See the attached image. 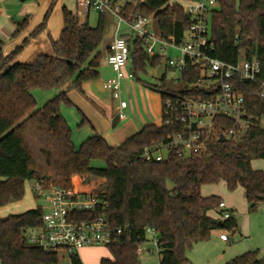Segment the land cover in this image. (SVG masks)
<instances>
[{
  "label": "trees",
  "instance_id": "obj_1",
  "mask_svg": "<svg viewBox=\"0 0 264 264\" xmlns=\"http://www.w3.org/2000/svg\"><path fill=\"white\" fill-rule=\"evenodd\" d=\"M57 2L52 1L41 23L12 52L5 55L4 43L0 42V208L21 201L30 180L45 187L69 188L74 176L86 183L101 178L106 188L95 191L107 205L78 215L80 219L104 215L110 224L124 229L119 242L107 246L111 258H103L101 264H141L138 248L146 239L147 228L157 232L162 264H188L187 251L209 240L214 230L238 228L234 215L221 220L212 214L222 212L219 204L223 199L203 196V185L224 181L231 191L241 186L251 209L264 202V170L252 165L254 159L264 158V125L256 119L264 116L260 87L248 81L237 83L249 114L255 116V124L224 141L212 139L202 153L180 156L170 152L163 161L142 157L146 147L157 151L173 139L181 130L175 121L147 124L119 145L94 134L77 148L61 106L74 105L68 97L71 89L84 94L83 84L100 77L105 13H100L98 24L92 27L64 5L63 30L55 39L48 32V23ZM218 2L211 13V55L228 62L257 58L264 77V0ZM121 15L128 21L138 16L153 20L163 38L174 37L177 43L183 40L191 23L184 6L176 0H127ZM32 19L28 15L23 21H15L17 29L12 40L30 27ZM44 32L48 34L50 50L36 54L30 61H19L30 42ZM121 36L131 49L134 78L163 63V56L147 52L141 38ZM165 69L172 70L166 62ZM198 76L199 70L185 71L179 89L173 90L164 73L160 84L152 88L160 93L162 105L170 98L202 96L204 90L192 87ZM55 88L61 91L38 108L32 90ZM85 122L90 124L84 117ZM219 123L221 134L228 128H237L228 117L220 116ZM95 160L104 161L105 166H95ZM169 182L173 187L168 186ZM42 211L41 206H36L0 216L2 264H59V251L46 250L29 240L28 231L43 225ZM70 260L71 264H84L78 253ZM226 264H264V256L259 250L248 251Z\"/></svg>",
  "mask_w": 264,
  "mask_h": 264
},
{
  "label": "built area",
  "instance_id": "obj_2",
  "mask_svg": "<svg viewBox=\"0 0 264 264\" xmlns=\"http://www.w3.org/2000/svg\"><path fill=\"white\" fill-rule=\"evenodd\" d=\"M185 3L184 9L191 23L183 40L177 43L174 37L165 39L157 30L150 28L149 19L145 17L138 16L133 21L123 18V5H117L115 0H77L80 18L86 17L91 10L99 13L114 11L119 23L126 22L132 32L143 40L150 55L165 57L166 65L177 73L173 80L178 83L185 71L199 70V76L192 87L198 86L204 90V95L170 98L164 102L162 118L163 115L165 118L162 123L170 124L175 121L181 125V130L157 151L146 147L142 157L147 161H163L170 152H177L180 156L204 152L212 139H220L224 134L217 129L220 116L231 118L237 127L226 129V138L255 124V116L249 114L246 98L237 87L239 81L258 84V95L264 101L263 70L257 58H239L236 62H228L211 55L214 49L210 35L211 13L219 6L218 0H189ZM169 49L179 51L180 55H168ZM110 50L107 61L114 74L105 81L104 88L119 101L118 116L125 119L123 109L128 106V102L121 96L122 81L134 78V73L127 70L131 49L126 39L118 35L111 43ZM256 119L264 125V116ZM33 189L39 198L45 199L46 204L41 206L42 227L29 234L31 243L70 257L83 247L109 246L119 242L124 229L110 224L104 215L93 219L78 218L82 212L95 211L98 207L107 205V201L95 190H81L74 185L69 188L45 187L41 182H35ZM226 207V202L221 201L219 210L224 211L225 218H231L234 212ZM149 234L153 236L152 241L159 255L157 232L153 228H147L144 242L148 241ZM220 238L230 240L226 231L220 234ZM140 246L138 253L141 252ZM150 253L154 251L151 250Z\"/></svg>",
  "mask_w": 264,
  "mask_h": 264
},
{
  "label": "rangeland",
  "instance_id": "obj_3",
  "mask_svg": "<svg viewBox=\"0 0 264 264\" xmlns=\"http://www.w3.org/2000/svg\"><path fill=\"white\" fill-rule=\"evenodd\" d=\"M13 2L22 6V8L32 13L33 19L36 20L38 13L41 10V5H46L48 0H12ZM127 0H115L117 5H123ZM130 1V0H128ZM185 7V1L176 0ZM60 5L54 7L51 19L53 21L58 20V12H61V7L66 5L70 10L76 12L77 0H59ZM60 8V9H59ZM12 15L14 12H11ZM37 14V15H36ZM16 17V16H15ZM18 18V16H17ZM100 13L91 10L88 23L90 26L95 27L98 24ZM119 24L118 17L115 15L107 14L105 18V26L115 27ZM153 29H156V22L153 20L150 22ZM122 32L129 34L131 39L136 35L132 32L131 28L126 22L121 24ZM105 44L103 41L102 46ZM101 46V47H102ZM167 54L176 57L179 56V51L169 49ZM131 63L129 69H131ZM167 73L168 87L173 90L179 89V83L174 79L177 73L174 71H166L165 69V57L163 63L158 67H149L146 73H139L138 78H134L135 87L134 90L131 88V92L128 94V90L124 92L125 98L131 100L134 104L137 102L138 107L135 108L133 113L127 112L128 119L136 120L140 115L149 112L151 108V102L155 91L152 86L160 84L161 76ZM126 90V88H124ZM61 91L60 88L52 90H32L33 95L37 100L38 108L42 107L47 101L55 97ZM152 100V101H151ZM113 102V101H112ZM114 105V102L113 104ZM100 108L101 114L104 120L108 123L109 134L112 137L117 119L115 120V112L113 107L109 110L106 108ZM61 114L65 117L70 125L73 132V142L77 148H80L82 143L90 136L99 133L97 125L95 123L90 124L88 122L83 123L84 113L79 109L77 105H63L61 106ZM100 134V133H99ZM102 135V134H101ZM117 143V142H116ZM165 154H167L165 152ZM94 165L97 167L105 166V162L102 160H95ZM252 165L255 169L264 170V158L254 159ZM78 178V184L82 186H89L92 190L104 191L106 183L104 179L93 178L89 183H86L80 176H74L72 181L76 182ZM34 181H27L25 184V195L21 201L13 202L9 205L0 208V216L6 217L10 214L21 213L30 208L36 206H44L46 204L45 199L37 198L33 186ZM74 185V184H73ZM75 186V185H74ZM171 188L173 184L168 183ZM76 187V186H75ZM203 196L217 195L220 196L227 204V209L233 210L234 217L238 222V228L235 230H214L211 237L207 241L199 242L194 245L193 248L187 251V258L189 259L188 264H226L229 260L240 256L248 251L259 250L260 255L264 256V202H261L256 209H251L247 201L245 191L243 187L231 191L227 188L224 181L213 184H205L201 188ZM218 219L225 220L224 211H218L212 213ZM226 231L229 235L230 240L223 242L220 239V233ZM31 233V231H28ZM153 236L148 235V241L143 242L140 246L141 252L139 257L141 264H160V258L158 250L154 242L152 241ZM153 250L154 253H150ZM79 257L84 264H101L103 258H111V252L109 247L94 245L83 247L78 251ZM59 264H71L70 257L60 252Z\"/></svg>",
  "mask_w": 264,
  "mask_h": 264
},
{
  "label": "crops",
  "instance_id": "obj_4",
  "mask_svg": "<svg viewBox=\"0 0 264 264\" xmlns=\"http://www.w3.org/2000/svg\"><path fill=\"white\" fill-rule=\"evenodd\" d=\"M53 0L46 1V5H41V10L38 13L36 20L32 21L30 27L24 31L19 37L12 40V36L16 31V24L15 21H23L24 18L28 15H32L28 10L22 8L19 4L13 2L12 0H2L0 2V42L4 43V53L5 55L12 52L18 45H20L24 39H26L30 33L41 23L42 19L44 18L48 8L50 7ZM60 5V2L58 0L57 4ZM124 5V4H123ZM64 6V5H63ZM61 12H58V20L53 21L50 17L49 23H48V32L51 33L52 37L57 39L61 35V32L63 30V14H62V8ZM60 9V8H59ZM72 11V10H71ZM11 12H14L12 15ZM79 16V6L77 4V10L75 12ZM107 14L115 15L116 13L114 11H108L105 13V18ZM89 15H86L84 18H80L82 22H85L88 20ZM16 16V17H15ZM18 16V18H17ZM80 17V16H79ZM152 20H149V26L150 22ZM157 27V26H156ZM153 29V28H152ZM157 30V29H154ZM126 34L122 32L121 24L119 23L115 27L109 26L106 28L105 26V35L104 40L105 44L101 47L102 49V60L99 67L100 77L96 80L87 81L83 84V90L84 94L80 93L76 89H71L68 92V97L73 102L74 105L79 106V109L84 113V117L89 121L93 122L97 125L98 132L112 145H119L121 142H123L127 137L132 135L133 133L141 130L145 125L147 124H157L160 125L162 123V98L160 93H154L153 100L151 102V108L149 109V112L146 111L145 115L141 114L140 117L136 118V120H129L127 112L134 111L135 104L136 108L138 107L137 102L134 104L131 100L125 98L124 92L128 90L131 92V88L135 87L134 78H125L122 81V99L126 100L128 102V106L123 109V112L126 115L125 119H120L118 116L120 106L119 101L116 100L112 93L104 88L105 81L113 76V70L111 66L109 65L107 61V57L109 54V47L111 43L114 41V39L118 35ZM50 50V44H49V38L47 32L42 33L38 37L34 38L30 44L24 49V51L19 56V61L26 62L30 61L35 57L36 54L40 52H46ZM130 62L127 66L128 72H133L132 66L131 69H129ZM173 71V70H171ZM173 79V78H172ZM126 88V90L124 89ZM114 102V105L113 102ZM63 106V105H62ZM106 108L110 111V109L113 107V111L115 112V120L117 119V124L115 125V129L113 131L112 137L110 136L108 123L104 120L100 108ZM97 133V134H99ZM117 142V143H116ZM76 182L74 181L73 184L76 186V188L81 190H92L89 186H82L78 184V178H75ZM34 190V189H33ZM224 201V200H223ZM224 232V231H223ZM222 233V232H221ZM220 233V234H221ZM221 239V238H220ZM222 240V239H221ZM223 242H226V240H222ZM64 254V253H63Z\"/></svg>",
  "mask_w": 264,
  "mask_h": 264
},
{
  "label": "water",
  "instance_id": "obj_5",
  "mask_svg": "<svg viewBox=\"0 0 264 264\" xmlns=\"http://www.w3.org/2000/svg\"><path fill=\"white\" fill-rule=\"evenodd\" d=\"M20 1H25V0H20ZM220 140H222V141L226 140V137L224 136V134L221 135ZM127 229H129V228H127Z\"/></svg>",
  "mask_w": 264,
  "mask_h": 264
}]
</instances>
